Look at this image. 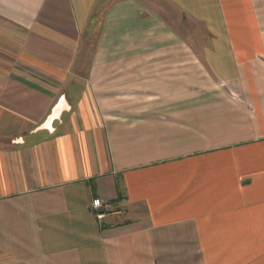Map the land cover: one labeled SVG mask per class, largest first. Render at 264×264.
Returning <instances> with one entry per match:
<instances>
[{
	"label": "crops",
	"instance_id": "obj_1",
	"mask_svg": "<svg viewBox=\"0 0 264 264\" xmlns=\"http://www.w3.org/2000/svg\"><path fill=\"white\" fill-rule=\"evenodd\" d=\"M0 264H264V0H0Z\"/></svg>",
	"mask_w": 264,
	"mask_h": 264
},
{
	"label": "rangeland",
	"instance_id": "obj_2",
	"mask_svg": "<svg viewBox=\"0 0 264 264\" xmlns=\"http://www.w3.org/2000/svg\"><path fill=\"white\" fill-rule=\"evenodd\" d=\"M171 18L173 19L174 24L176 23V26L184 32L191 31L194 29L197 31L203 29L199 23L189 20L183 15H181L179 19H174L173 17ZM95 38H96V29L95 30L90 29L89 36L85 38L84 42L82 43L81 51L84 55L83 54L80 55L79 60L80 61L82 60V62L85 63L86 67L88 65L87 63L89 62L91 58L92 48L95 44Z\"/></svg>",
	"mask_w": 264,
	"mask_h": 264
},
{
	"label": "built area",
	"instance_id": "obj_3",
	"mask_svg": "<svg viewBox=\"0 0 264 264\" xmlns=\"http://www.w3.org/2000/svg\"><path fill=\"white\" fill-rule=\"evenodd\" d=\"M92 206H93L94 208H96V209L99 210V209H104V208H106V207H107V204H106L101 198L96 197V198H94V199L92 200ZM104 215H105V213H104L103 210H99V211L97 212V216H98L99 218L104 217Z\"/></svg>",
	"mask_w": 264,
	"mask_h": 264
}]
</instances>
